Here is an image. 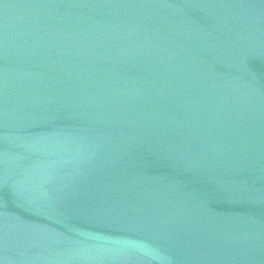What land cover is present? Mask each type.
Instances as JSON below:
<instances>
[{"label": "water", "instance_id": "water-1", "mask_svg": "<svg viewBox=\"0 0 264 264\" xmlns=\"http://www.w3.org/2000/svg\"><path fill=\"white\" fill-rule=\"evenodd\" d=\"M0 264H264V0H0Z\"/></svg>", "mask_w": 264, "mask_h": 264}]
</instances>
